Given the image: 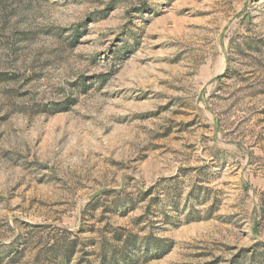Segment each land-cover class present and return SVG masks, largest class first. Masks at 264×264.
Wrapping results in <instances>:
<instances>
[{
	"label": "rangeland",
	"instance_id": "rangeland-1",
	"mask_svg": "<svg viewBox=\"0 0 264 264\" xmlns=\"http://www.w3.org/2000/svg\"><path fill=\"white\" fill-rule=\"evenodd\" d=\"M0 264H264V0H0Z\"/></svg>",
	"mask_w": 264,
	"mask_h": 264
}]
</instances>
